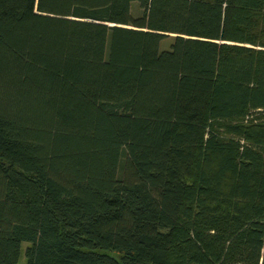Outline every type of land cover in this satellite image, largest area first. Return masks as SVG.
<instances>
[{
  "label": "trees",
  "instance_id": "1",
  "mask_svg": "<svg viewBox=\"0 0 264 264\" xmlns=\"http://www.w3.org/2000/svg\"><path fill=\"white\" fill-rule=\"evenodd\" d=\"M264 264V0H0V264Z\"/></svg>",
  "mask_w": 264,
  "mask_h": 264
},
{
  "label": "rangeland",
  "instance_id": "2",
  "mask_svg": "<svg viewBox=\"0 0 264 264\" xmlns=\"http://www.w3.org/2000/svg\"><path fill=\"white\" fill-rule=\"evenodd\" d=\"M28 246V244L27 243H23L22 244V254H21V257H20V259H19V261H18V263L17 264H24L25 263V259H24V250H25V248Z\"/></svg>",
  "mask_w": 264,
  "mask_h": 264
}]
</instances>
